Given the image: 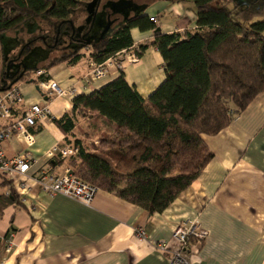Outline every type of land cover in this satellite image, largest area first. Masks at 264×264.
Instances as JSON below:
<instances>
[{
  "label": "crops",
  "instance_id": "obj_1",
  "mask_svg": "<svg viewBox=\"0 0 264 264\" xmlns=\"http://www.w3.org/2000/svg\"><path fill=\"white\" fill-rule=\"evenodd\" d=\"M144 3L142 14L154 19L163 33L195 27L188 2ZM83 19L79 17L77 22ZM130 34L132 46L115 56L103 79L87 80L94 61L85 47L77 61L61 59V52L44 58L30 77L13 83L21 90L22 108L39 103L49 109V116L36 125V141L31 149L34 162L27 171L29 176L36 175L44 166L54 174L70 167V158L59 160L48 156L46 151L55 144H68L53 120L70 112L75 95L99 89L120 72L144 98L164 80L163 60L155 47L149 45L136 62L127 57L139 45L150 44L153 31L132 28ZM55 59L53 65L45 68ZM39 70L44 71L46 79L55 80L64 89L75 87L77 92L47 96L38 86ZM17 76L10 77L0 89ZM112 130L101 118L82 117L73 129L74 137L70 138L89 146L97 144L101 134ZM202 138L212 153L211 159L191 186L161 212L150 214L100 189L85 204L62 194H46L37 186L23 200L13 192L14 200L7 195L5 186L0 185V264H167V252L157 249L155 243L168 241L170 246L174 245L171 238L174 229L182 222L194 220L207 231L194 248L191 257L194 262L264 264V92L257 94L222 130ZM3 146L8 157L22 149L12 139ZM139 228L144 230L145 237L136 236ZM8 236L12 242L9 252Z\"/></svg>",
  "mask_w": 264,
  "mask_h": 264
},
{
  "label": "trees",
  "instance_id": "obj_2",
  "mask_svg": "<svg viewBox=\"0 0 264 264\" xmlns=\"http://www.w3.org/2000/svg\"><path fill=\"white\" fill-rule=\"evenodd\" d=\"M85 1L0 0V35L39 15L67 22ZM181 1L193 6L194 28L163 33L148 15H132L112 33L68 48L60 57L75 62L87 47L92 60L101 63L132 46V28L153 31L150 44L136 50L140 56L149 45L155 47L165 77L146 98L120 72L99 89L75 95L70 112L53 120L65 141L78 147L69 159L77 177L150 214L186 191L211 159L202 135L222 130L264 92V0L243 7H229L233 0ZM82 117L101 118L113 130L87 146L70 138Z\"/></svg>",
  "mask_w": 264,
  "mask_h": 264
},
{
  "label": "built area",
  "instance_id": "obj_3",
  "mask_svg": "<svg viewBox=\"0 0 264 264\" xmlns=\"http://www.w3.org/2000/svg\"><path fill=\"white\" fill-rule=\"evenodd\" d=\"M123 49L120 52H125ZM106 59L104 62L91 64L86 75L87 80L96 81L103 79L115 56ZM127 57L131 62L139 58L137 50L128 53ZM39 78L38 86L47 96H69L77 92V88L64 89L53 79H46L43 70L36 73ZM23 96L17 85L0 89V185L5 186L7 195L16 192L19 198L33 186H37L46 194H62L88 204L92 201L98 191V187L91 185L77 177L71 167H65L60 173L54 174L48 166L39 169L36 175L29 176L27 171L34 162L31 149L35 144L36 125L49 116V109L46 104H30L22 108ZM22 108V109H21ZM19 109H21L19 111ZM12 139L22 146V149L12 157L5 154L4 142ZM78 147L73 144L53 145L46 151L50 157H57L59 160L70 158L76 155ZM138 238L145 237L143 229L135 232ZM207 231L203 229L198 221H186L180 223L173 231L171 238L174 245L170 246L168 241L155 243L157 249L167 252V264H199L191 257L195 253V247L200 245ZM11 238H7L6 251L11 249Z\"/></svg>",
  "mask_w": 264,
  "mask_h": 264
},
{
  "label": "rangeland",
  "instance_id": "obj_4",
  "mask_svg": "<svg viewBox=\"0 0 264 264\" xmlns=\"http://www.w3.org/2000/svg\"><path fill=\"white\" fill-rule=\"evenodd\" d=\"M147 1L150 0H86L82 7L73 10L67 22L58 23L57 20L39 15L2 33L0 85L19 73H23V78L30 77L44 58L58 56L68 48L83 44L82 38L95 42L104 33H112L129 16L142 15L144 2ZM248 1L233 0L228 6L232 7L236 3L243 7ZM117 3L124 7L115 10ZM187 5L193 9L191 3ZM79 17L84 19L78 23Z\"/></svg>",
  "mask_w": 264,
  "mask_h": 264
},
{
  "label": "water",
  "instance_id": "obj_5",
  "mask_svg": "<svg viewBox=\"0 0 264 264\" xmlns=\"http://www.w3.org/2000/svg\"><path fill=\"white\" fill-rule=\"evenodd\" d=\"M132 3L130 2L129 5H131ZM124 6H118V3L116 6H114V9L115 10H120L121 8H123ZM159 29V28H158ZM103 36V35H102ZM100 36V38L102 37ZM81 41L84 43V44H89L90 43V40L89 39H85V38H82ZM23 77V73H19L18 76L13 79L10 84L7 86V87H10L14 82L18 81L20 78Z\"/></svg>",
  "mask_w": 264,
  "mask_h": 264
},
{
  "label": "flooded vegetation",
  "instance_id": "obj_6",
  "mask_svg": "<svg viewBox=\"0 0 264 264\" xmlns=\"http://www.w3.org/2000/svg\"><path fill=\"white\" fill-rule=\"evenodd\" d=\"M65 52V51H64Z\"/></svg>",
  "mask_w": 264,
  "mask_h": 264
}]
</instances>
